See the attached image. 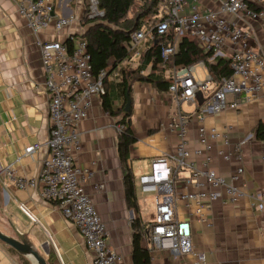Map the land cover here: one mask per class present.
I'll use <instances>...</instances> for the list:
<instances>
[{
    "label": "crops",
    "instance_id": "1",
    "mask_svg": "<svg viewBox=\"0 0 264 264\" xmlns=\"http://www.w3.org/2000/svg\"><path fill=\"white\" fill-rule=\"evenodd\" d=\"M51 1L56 15L73 14L76 20L60 32L50 27L36 34L11 1L0 0V231L14 236V230H17L45 257L47 264H93L92 254L85 248L82 235L62 216L58 203L43 199L38 186L19 189L5 182L1 172L12 164L18 175L36 176L47 154L48 95L42 87L43 71L36 40L64 41L69 34L85 28L81 25V17L86 0ZM218 4V0H185L184 11L188 13L193 7L216 9ZM261 6L264 8V0ZM235 19L250 33L252 48L264 56V20ZM147 46L141 43L136 47L139 55L129 51V57L117 66L116 71L138 67L140 54ZM149 69L147 65L140 71L147 74ZM163 69L164 77L170 80V70ZM107 80L114 82L118 79L113 73ZM130 88V128L136 141L130 146L128 165L133 175L138 216L144 229L153 217L154 206L151 216L144 218L135 189V184L139 189L138 176L142 172L135 166L140 161H147L150 165L157 154L175 150L179 138L168 128V122L178 108L182 110L184 102L177 104L167 90L158 91L147 82L133 81ZM118 89L117 86L111 91V106L115 111L122 106ZM201 99L197 95L195 102H185L189 110L184 112L195 111ZM121 116V111L110 114L101 99H94L88 116L77 126L81 148L73 156L76 165L91 172L89 177L83 178L82 186L104 223L109 245L120 256L119 264H133L131 223L134 211L125 201L123 170L117 148L120 132L116 124ZM263 118L264 88L256 100L244 102L237 108L227 107L206 117L205 126L226 130L229 140L228 146H224L221 139L214 142L209 167L228 179L241 166L243 173L234 184L245 195L235 202H213L203 212L206 218L203 223L189 218L185 202L179 201L178 217L189 218L192 246L195 251L206 254V261L201 262L191 254L174 255L166 250H152L141 237V245L149 251L151 264H264V148L262 139L256 135L257 125ZM197 127V121L189 123L187 146L189 160L199 166L203 156L193 152L199 147ZM240 140L245 141L239 153H233L228 160L217 153L219 149H233ZM34 143H39L40 147L30 154L24 153V149ZM136 173L139 175L135 183ZM187 175L186 170L181 172V176ZM189 188L193 190L192 186ZM20 204L33 219L20 208ZM0 264L36 263L0 241Z\"/></svg>",
    "mask_w": 264,
    "mask_h": 264
},
{
    "label": "built area",
    "instance_id": "2",
    "mask_svg": "<svg viewBox=\"0 0 264 264\" xmlns=\"http://www.w3.org/2000/svg\"><path fill=\"white\" fill-rule=\"evenodd\" d=\"M9 1L36 34L50 27L60 32L76 20L73 14L56 15L51 0ZM262 1L218 0L216 9L193 7L186 13L185 0H159L153 21L130 33L127 48L139 55L138 45H149L154 39L171 32V37L160 50L161 66L171 72L167 92L177 104H191L197 95L202 98L192 113L178 108L171 116L168 128L179 138L175 150L154 156L150 161V172L138 176L140 191L153 194L154 214L145 224L142 234L152 250H166L174 255L191 254L205 262L206 254L195 251L192 246L189 218L206 222L203 212L213 202H235L245 195L234 184L243 173L241 166L228 179L209 167L214 142L221 139L223 145L228 146L229 140L226 130L206 127L204 121L208 115L218 114L227 107L237 108L244 102L256 100L264 88V56L252 48L250 33L235 19L264 20ZM97 15H101L97 0H88L81 20ZM84 29L69 34V44L62 40H36L43 71L42 87L48 95L47 154L36 176L18 175L12 164L1 172L5 182L19 189L38 186L43 199L58 203L62 216L72 222L82 235L85 248L92 254L93 264H119L120 256L109 245L104 223L82 186L83 178L89 177L91 172L76 165L73 156L81 148L77 130L79 122L88 116L94 99H101L105 94V73H93L82 35ZM184 33L190 35L203 51H211L209 60L216 56L228 59L231 74L215 79L203 61L186 66L174 65L172 56ZM197 66L203 71L202 77L196 73ZM193 120L198 123L199 144L193 152L203 156L199 166L189 160L187 146L188 127ZM261 122L264 125V118ZM116 127L119 132L124 128L121 123ZM244 141L237 142L233 149H219L217 153L228 160L233 153H239ZM261 143L264 148V139ZM39 147V143H34L27 146L24 153L30 154ZM184 170L188 172L186 177L181 176ZM179 201L185 202L189 218L178 217ZM20 208L33 219L22 204Z\"/></svg>",
    "mask_w": 264,
    "mask_h": 264
},
{
    "label": "trees",
    "instance_id": "3",
    "mask_svg": "<svg viewBox=\"0 0 264 264\" xmlns=\"http://www.w3.org/2000/svg\"><path fill=\"white\" fill-rule=\"evenodd\" d=\"M136 1L140 2L139 7L130 18H127V14L135 7ZM97 2L101 15L89 19L83 17L81 25L85 26V29L82 35L86 40L93 73L98 74L101 71L105 73L103 78L105 94L101 98L104 109L110 114H115L117 111L122 112L117 123H121L124 128L119 133L117 148L123 170L125 201L127 207L134 211V218L131 223L133 229V264H151L149 251L141 245L144 229L138 216L133 175L128 165L129 149L136 141V137L130 128L131 109L125 112L123 107L127 96L130 98V84L133 81L150 83L158 91L167 90L170 80L163 75L164 69L161 66L160 50L161 46L171 37V32L154 39L147 46L140 54L138 67L120 68L117 72V66L130 55L127 48L130 33L143 24H149L153 21L158 12L159 0H97ZM87 4L88 0H86L85 9ZM64 42L69 44L70 38L67 37ZM210 57L211 51H203L192 41L190 35L184 33L179 38L177 50L172 56V62L176 66H186L203 61L207 70L218 80L231 74L228 59L216 56L209 60ZM147 65L150 66L149 72L147 74L141 73L140 70ZM113 73L118 80L109 82L107 77ZM117 86L119 87L118 92L122 96V106L115 111L111 106V91L115 90ZM256 135L257 138L264 139L262 122L257 125Z\"/></svg>",
    "mask_w": 264,
    "mask_h": 264
},
{
    "label": "water",
    "instance_id": "4",
    "mask_svg": "<svg viewBox=\"0 0 264 264\" xmlns=\"http://www.w3.org/2000/svg\"><path fill=\"white\" fill-rule=\"evenodd\" d=\"M130 105L131 99L127 96L124 106L125 112L130 111ZM14 231V236L4 234L0 231V241L13 248L19 254L33 259L36 264H47L45 257L25 238V236L17 230ZM43 250L47 252V249L44 246Z\"/></svg>",
    "mask_w": 264,
    "mask_h": 264
},
{
    "label": "rangeland",
    "instance_id": "5",
    "mask_svg": "<svg viewBox=\"0 0 264 264\" xmlns=\"http://www.w3.org/2000/svg\"><path fill=\"white\" fill-rule=\"evenodd\" d=\"M140 2L136 1L135 3V7L133 8V10H131L128 14H127V18H130L132 16V14L137 10V8L139 7ZM85 5H86V1H85ZM196 73L199 75V77H202V71L200 66L196 67ZM182 110L183 111H188L189 107L186 105V103L184 102L182 105ZM136 169L141 170L142 174H146L150 172V165L148 164L147 161H140L136 166ZM135 173V172H134ZM139 174L136 173V176L134 177V182L136 183V179L137 176ZM135 189H136V194L139 200V204H140V208L142 211V216L144 218H149L151 216L152 210H153V206H154V202H153V194L152 193H140L137 184H135Z\"/></svg>",
    "mask_w": 264,
    "mask_h": 264
}]
</instances>
